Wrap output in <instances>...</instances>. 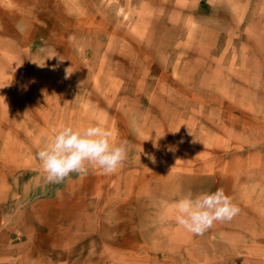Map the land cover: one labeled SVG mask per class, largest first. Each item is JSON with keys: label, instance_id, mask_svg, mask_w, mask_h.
<instances>
[{"label": "rangeland", "instance_id": "1", "mask_svg": "<svg viewBox=\"0 0 264 264\" xmlns=\"http://www.w3.org/2000/svg\"><path fill=\"white\" fill-rule=\"evenodd\" d=\"M98 122L126 162L47 183ZM219 188L202 235L164 203ZM0 264H264V0H0Z\"/></svg>", "mask_w": 264, "mask_h": 264}, {"label": "clouds", "instance_id": "2", "mask_svg": "<svg viewBox=\"0 0 264 264\" xmlns=\"http://www.w3.org/2000/svg\"><path fill=\"white\" fill-rule=\"evenodd\" d=\"M65 73L68 78L72 72L67 68ZM129 150L127 141L117 143L114 132L103 122L83 128L62 124L52 129L49 142L37 158L45 181L60 184L72 174L87 175L89 169L115 173L126 162ZM149 158L155 163L154 157ZM164 203L172 211L175 223L196 235H202L214 222L230 221L239 213L222 188L195 196L189 192L170 205Z\"/></svg>", "mask_w": 264, "mask_h": 264}, {"label": "bare ground", "instance_id": "3", "mask_svg": "<svg viewBox=\"0 0 264 264\" xmlns=\"http://www.w3.org/2000/svg\"><path fill=\"white\" fill-rule=\"evenodd\" d=\"M8 7V6H7Z\"/></svg>", "mask_w": 264, "mask_h": 264}]
</instances>
